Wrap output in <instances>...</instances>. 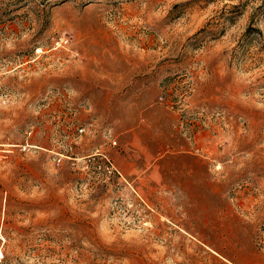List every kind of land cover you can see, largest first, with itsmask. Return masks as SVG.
<instances>
[{"label": "rangeland", "instance_id": "rangeland-1", "mask_svg": "<svg viewBox=\"0 0 264 264\" xmlns=\"http://www.w3.org/2000/svg\"><path fill=\"white\" fill-rule=\"evenodd\" d=\"M0 264H264V0H0Z\"/></svg>", "mask_w": 264, "mask_h": 264}, {"label": "built area", "instance_id": "built-area-1", "mask_svg": "<svg viewBox=\"0 0 264 264\" xmlns=\"http://www.w3.org/2000/svg\"><path fill=\"white\" fill-rule=\"evenodd\" d=\"M80 131H82V129H80Z\"/></svg>", "mask_w": 264, "mask_h": 264}]
</instances>
